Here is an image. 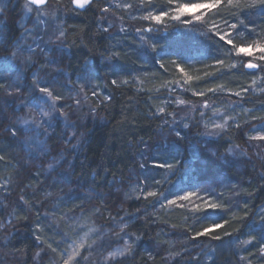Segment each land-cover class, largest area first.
<instances>
[{
  "label": "trees",
  "instance_id": "1",
  "mask_svg": "<svg viewBox=\"0 0 264 264\" xmlns=\"http://www.w3.org/2000/svg\"><path fill=\"white\" fill-rule=\"evenodd\" d=\"M4 1L0 81L13 83L17 72H8L3 60L13 53L14 42L22 36L25 21L22 7L27 0ZM58 1L69 12L60 20L68 51L59 63L56 58L51 63L56 62L55 68L59 65L66 72L71 88L63 79L53 76L47 58L38 62L34 58L35 64L31 67L35 65L37 69L29 67L25 79H18L15 86H28L26 92L35 91L33 73L36 72V78L45 82L41 86H47L58 96L68 111L74 110L70 106L72 102L67 101L72 97V88L81 86L97 117L84 123L86 139L82 150L77 156L68 154L71 162H66L61 172L64 178L53 184L54 178L45 177L47 167L41 162L46 168L38 169L39 161L29 159L23 146L18 144L23 134L17 120L28 117L31 107L23 104L18 109L17 104H9L5 97L7 85L0 88V264H52V258L60 263L66 247L58 235L55 220L66 213L87 209L89 205L85 218L96 219L101 210L103 218L97 219L98 226L102 231L113 229L103 241L102 251H111L125 240L133 245L131 254L119 259L123 264H264L261 252L264 247L263 166L257 170L259 163H256L238 170L236 163L222 170L220 163L232 148L229 137L243 142L242 133L264 124L259 119L264 117V72L257 70L252 75L251 70L241 68L244 58L233 48V45L264 39L262 6H249L245 1L228 5L226 0H219L222 5L201 22H177L173 25L174 31L162 33L155 29L149 34V23L143 21L144 16L169 13L182 4L212 3L213 0H137V3L125 0L129 8L116 9L96 1L84 11L74 9L70 0ZM108 8L130 24L125 34L110 36L101 30L100 19ZM218 23L236 24L229 37L233 45L211 30ZM40 29L39 25L33 27L32 34ZM233 64L237 67L233 68ZM185 75L187 81H184ZM178 83L183 88L177 89ZM238 92L241 95L234 98ZM224 97H232L236 106L229 110V136L225 134L218 140L208 141L209 148L202 149L204 140L199 137L198 128L190 132L177 128L181 139H172L166 150L158 146L161 151L150 162L152 167L172 164L175 174H166V168L148 166L147 146L168 130L160 109L168 115L173 113L177 98L187 102L204 99L220 105ZM23 100L27 103L29 99ZM13 129H16L15 136ZM57 137L51 139L53 155L66 150V140ZM198 150L215 155L213 158L205 155V165L192 164L193 171L188 174V164L180 167V162H191ZM151 184L155 197L140 194L134 199L131 196V190L137 194ZM122 185L128 189V200L132 201L123 208L128 217L123 223L127 224L124 232L119 227L114 229L111 221L125 215L117 207L122 205V198L113 193ZM202 186H214L213 197L218 196L220 211L211 219H201L206 215L203 211L194 213L186 208L170 211L164 208L159 212L153 209L157 196L175 199L187 188ZM75 192L78 194L74 195ZM61 194L66 196L60 201ZM49 210H52L53 222H48L43 214ZM213 222L222 228L196 237V233L209 228ZM65 228L63 225V231L67 232ZM10 236L11 241L4 243ZM216 236L220 239H215ZM176 241L180 244L178 247L174 246ZM44 251L47 256L39 259L37 253ZM76 264H81V260Z\"/></svg>",
  "mask_w": 264,
  "mask_h": 264
},
{
  "label": "rangeland",
  "instance_id": "2",
  "mask_svg": "<svg viewBox=\"0 0 264 264\" xmlns=\"http://www.w3.org/2000/svg\"><path fill=\"white\" fill-rule=\"evenodd\" d=\"M2 1V2H1ZM96 1H103L111 7V9L116 8H129L128 5H125V0H90L89 3L83 4V7L79 8V6L75 3H73V0H70V4L74 9H80L81 11L86 10L89 8L92 3ZM141 1V0H140ZM228 5H232L237 2H246L251 3V0H226ZM134 2H138L137 0H134ZM195 4H209V3H195ZM4 5L5 1L0 0V8L3 9L4 12ZM194 5V4H192ZM222 4L217 3L215 7L210 8H192L189 7V9L186 11V13L181 16L179 20L173 19V16L175 15L174 9L168 13L167 16H164L160 21L153 20L151 18L145 19V17H151L155 16V14L146 15L143 17V21H146L149 23V28L147 29V32L149 34H152L153 30L162 31V33L166 32L169 33L171 31H174L173 25L177 22H182L189 20L191 23L201 22L204 16H206L208 13H211L218 9ZM260 4H257L255 6H258ZM25 4L23 5L22 9L24 11V23H23V33L22 36L17 40V42H14V50L13 53H15V56L13 57V53L3 60V65H5V68L8 72H17L15 78V83L18 84V79H25L24 75L27 72L28 68L31 67V65L35 64L38 61H44L48 60L50 62L51 71L53 72V76H55L57 79H63V83L65 82V85L67 87L71 88L70 84V77L66 75V72H63L62 68L57 65L59 61L67 54L68 47L65 45V37H64V46L59 47L57 44H50L48 43L49 37L53 35V33L58 34L59 29L61 28L60 20L64 19L69 12L66 10L65 6L58 1V0H48V3L46 7L43 8H37L34 5H30V7L33 8V11L31 13H28L25 9ZM262 6V11L264 12V5ZM178 7V6H176ZM175 7V8H176ZM37 9H39V12H37ZM108 8V10L104 11L102 13V18L100 19V28L101 30L110 36L116 35V34H125L126 31L130 28V24L125 22L119 15H117L113 10ZM3 12L0 13V31L3 27V21L5 20V16L3 15ZM55 12V17L52 16V13ZM44 13H47L45 15ZM199 17V19H198ZM41 20L44 23L38 24L37 20ZM41 26L42 29L38 33L32 34L33 27L35 29V26ZM165 26V27H164ZM107 28L108 31H104V29ZM150 29V31H149ZM211 30H213L215 33H217L220 37L223 36L224 39L228 41L229 37L231 36V27L225 25V24H214L211 27ZM137 34H141V31H137ZM39 36L40 39L36 40L34 37ZM141 36V35H140ZM142 38V37H141ZM8 41V38H7ZM261 41V40H258ZM264 42V39L261 41ZM144 43V42H143ZM39 45V46H37ZM145 46V44L143 45ZM147 46H145L146 48ZM49 49H53L52 51H49ZM256 55H259L258 50L256 51ZM242 56V54L240 55ZM243 57V56H242ZM35 58V59H34ZM56 58L57 63H51L53 59ZM43 59V60H41ZM253 62H257L256 60H253ZM40 63V62H39ZM37 64V63H36ZM54 66V67H53ZM32 69H37L34 65L31 67ZM26 71V72H25ZM35 75V78L38 77L36 75V72L33 73V76ZM85 78V77H84ZM185 80L187 81V76L185 75ZM84 82H87L86 80H83ZM36 82H39V80L36 78ZM41 86V85H40ZM16 87V86H15ZM13 88L14 90L11 91V95H9L7 92L5 94V97H7L6 100H9V104H17L18 109L19 107L24 104H28L32 111L30 115L26 118H21L17 120L18 127L22 130L21 133L23 134L22 140L18 143L23 146L24 153L29 159H33L34 161H39V164L42 162L46 167L45 177L47 179H52V183H58V181L64 178V174L61 173L63 171L64 166L66 165V162H68L69 156L68 154H73L74 156H77L79 152L82 150L81 145L85 141L86 133H85V125L84 123L90 119L97 117L95 111L92 110L90 107V104L85 96L84 89L81 88V86H74L72 88V97L70 99H67V101L72 102L70 105L74 110L68 111L66 106L64 107L61 101L58 99L55 101L56 104V112L52 111V102L48 100L45 96V94L39 93L37 90L31 91L26 90L28 89V86L21 85L18 87L21 89L19 92H16V88ZM183 88V86L178 83L177 89ZM171 91V89H170ZM39 93V96L37 97L36 94ZM54 95V94H53ZM95 94H93L94 96ZM234 98H237V95H233ZM33 98V100H32ZM232 98V97H231ZM229 97H224L220 100V105L215 103H208L210 107L205 108L203 105L205 103L204 99H199L195 102H187L183 98H177V102L175 105L174 112L169 114L163 111V114L165 115L164 120V126H168V130L164 131L165 133L162 134L159 137V140H157L155 143L147 146V153L145 156L148 160V166L152 167V163L154 158L159 155L158 146L162 145L163 149L166 150L169 148L171 144L172 139L179 140L181 139L180 135L177 136V128L181 131H193L197 130L199 132V137H201L202 140H204L202 144V149L209 148L208 141H215L227 134L228 124L231 122L230 116H229V110H233L236 108L235 101L232 100ZM23 99H29L27 103ZM73 99V100H72ZM89 99V98H88ZM32 100V101H31ZM31 101V102H30ZM179 101H185L184 104H180ZM29 102V103H28ZM6 106V105H5ZM63 106V107H62ZM193 106H195L193 108ZM26 107V105H25ZM235 107V108H234ZM216 110V113L214 114L213 110ZM43 111L50 112V116L44 117L42 115ZM62 111L64 113L63 116H59V112ZM228 111V112H227ZM201 113H204L203 116H201ZM22 119L29 120L28 125H22L20 121ZM35 120V123L32 121ZM226 126L223 130L215 129L213 126L215 124H221L225 123ZM188 124V127L185 128L183 125ZM207 126V128L205 127ZM260 128V127H259ZM26 129V130H25ZM206 131H212L217 133V135L209 137L205 135ZM251 133L252 137H258L260 135H264L263 131H257V127H254L251 130H247L242 133V141L240 142L237 140V138L229 139L233 142L231 150L227 153V155L224 158H221V167L223 168H230L234 164H238L237 167L242 168L244 170V167L247 165H257L255 168L257 170H260V165L263 166L264 169V140L260 139H248V134ZM62 138L65 139V146L66 151H62L60 153L54 154V147L51 146L53 143L51 142V139L53 137ZM229 136V134H227ZM56 138V139H57ZM250 138V137H249ZM170 142V143H169ZM231 142V143H232ZM62 143V141H61ZM61 143L58 145V147L61 145ZM174 147L178 148L177 146L173 145ZM57 147V148H58ZM162 149V150H163ZM204 151V150H203ZM201 150H198L199 153H197L196 159L191 161V164L187 165L186 167L188 170V174H190L192 169V164L196 165V163L204 164L205 155L209 157H214L213 152L206 150V152ZM150 159V160H149ZM156 159V158H155ZM47 162V164H46ZM71 162V160H70ZM203 162V163H202ZM41 163V164H42ZM38 167V169L46 168L41 166ZM69 164V163H68ZM144 166V165H143ZM155 166V165H154ZM191 168H190V167ZM154 169L158 168L157 166L152 167ZM194 168V167H193ZM165 170V169H164ZM187 171H185L186 173ZM166 174H173V170L166 169ZM257 174H261V172H258ZM170 177L167 178V181ZM215 185V184H214ZM211 186V185H209ZM216 187V185H215ZM153 186L152 184L148 187L143 188L141 192H138L137 194L134 193L135 191L131 190V196L133 195L134 199H138L140 194L144 197H152V195H148L152 192ZM79 190V189H76ZM127 188L125 185H122L116 189L113 190L114 195L117 197L122 198L120 201V204L117 205L119 208L120 213L125 212L123 208H125V205L130 204L132 201L128 200L127 196ZM187 191H194L197 193L196 196L190 197L188 200H179L177 198L175 199H166L165 195L157 196L155 200V208H153L155 211L159 212L161 209L166 210H172L173 208H186L190 212H199L203 211V208L205 207V201L208 203H213L218 205L217 197H213L215 193L214 186L208 187V186H202L198 189L195 188H187L186 191L183 192V195ZM74 195H77L78 193H73ZM66 195H62L59 197L60 201L65 198ZM155 197V196H154ZM211 197V199H209ZM174 200L175 203H168V201ZM197 207H199V211H197ZM90 208V205L87 207V209L66 213L61 219L55 220L56 223V229L58 230V235L62 238V243L66 247L65 251L63 252V260L58 263L56 259H51L52 264H65V261L67 260L69 264H76L79 260H81V264H87L90 261H94L95 264H109L110 262H113L115 260H112L111 258L106 259L109 257L110 252H118L122 250L125 246V241L121 242V244L115 248H113L111 251H102L103 247H100L101 243L112 233L113 229H107V230H101V228L97 224V219H102L103 215L101 214V210L97 211V217L95 219L92 218L91 220H88L85 218L84 212ZM55 210V209H54ZM57 210V209H56ZM52 210L44 212L45 219L48 222H53V214L51 213ZM125 214V215H124ZM121 218L119 219H111L113 222V228L120 231V224L125 223L126 218V212L124 213ZM99 215V216H98ZM136 216V214H134ZM63 225L66 226L67 232L63 231ZM13 236V234H12ZM6 238L4 243L7 241H11V237ZM127 238V237H125ZM178 240V239H177ZM128 242V241H127ZM195 242V241H194ZM130 244V242H128ZM82 245V246H81ZM180 244L178 241L174 243V246L178 247ZM178 249V248H177ZM179 250V249H178ZM78 253V254H77ZM39 259L43 256H47V254L44 252H39ZM71 257V259H69ZM87 257V259H84ZM82 258V259H81ZM122 257H118L120 259ZM29 264V263H25ZM41 264V262H40ZM43 264V263H42Z\"/></svg>",
  "mask_w": 264,
  "mask_h": 264
},
{
  "label": "snow or ice",
  "instance_id": "3",
  "mask_svg": "<svg viewBox=\"0 0 264 264\" xmlns=\"http://www.w3.org/2000/svg\"><path fill=\"white\" fill-rule=\"evenodd\" d=\"M90 0H73V3L77 4L78 6L80 7H83V4L85 3H89ZM169 2H171V0H169ZM231 2V0H230ZM45 3V0H27V2L25 3V9L28 13H31L33 11V8L30 7V5H43ZM219 3V0H213L212 3H209V4H194V5H188V4H182V5H179L178 7H176L174 9V12H175V15L173 16V19H177L179 20L181 18V16H183L186 11L189 9V7H192V8H210V7H215L216 4ZM257 4H260V5H264V0H251V3L249 6H255ZM106 11V9H105ZM3 12V9L0 8V13ZM37 12H39V9H37ZM45 15H47V13H44ZM56 13L53 12L52 13V16L55 17ZM168 13L167 12H162L160 15H155V16H151V17H145V19H153V20H156V21H160L164 16H167ZM199 19V17H198ZM37 23L38 24H43L44 22L41 21V20H37ZM229 27H231L232 29H235L237 26L236 24H230ZM104 31H108L107 28L104 29ZM138 31H140L138 29ZM150 31V29H149ZM64 37H65V32L63 31V29H60L58 31V34L56 33H53L52 36L49 37V41L48 43L50 44H57L59 47H63L64 46ZM221 40L224 39L223 36L220 37ZM34 39L36 40H39L40 37L37 36L35 37ZM2 37H0V43H2ZM227 44L229 45H233V42L231 39H229L227 41ZM39 46V45H37ZM233 48L235 49V53L240 56L242 54L243 58L241 60V63H240V67L241 68H244V69H248V70H251L250 74L252 75H255V72L258 70L260 72H264V42H261V41H257V40H253L251 41L250 43L249 42H245V43H242V44H239V45H233ZM53 49H49V51H52ZM258 50L259 52V55L257 56L256 55V51ZM15 56V53H13V57ZM253 60H256L257 62H253ZM218 63H223V61H217ZM233 68L237 67L236 64H233L232 65ZM86 78V77H85ZM34 83L36 84V90L39 92V93H42V94H45L46 98L48 100H50L52 102V111L53 112H56L57 109H56V104H55V101L57 99H59L58 96H55L53 95V92L47 87V86H40L41 84H44L45 82L44 81H39V82H36L35 81V75H34ZM113 84L116 83V81H112ZM253 83L255 84L256 81H253ZM5 85H7V87L5 88ZM15 87V82L13 83H8L7 80H4V81H0V88H5V91L11 95V91L10 89L14 88ZM16 92H19L20 89L18 87H16ZM209 91H213L212 89H209ZM243 91H247V89H244ZM197 95H203V93H196ZM235 95L237 96H240L241 93H236ZM180 104H184L185 101H179ZM205 108H208L210 107V105L207 103V101H205L204 105H203ZM195 106H193L194 108ZM161 112L164 111V109H160ZM214 114L216 113V110L214 109ZM42 115L44 117H48L50 116V112L48 111H43L42 112ZM64 113L62 111L59 112V116H63ZM204 113H201V116H203ZM259 119H262L264 120V117H261ZM29 120L27 119H22L20 121V123L22 125H28L29 124ZM33 123H35V120L32 121ZM185 128L188 127V124H184L183 125ZM226 126V121L225 123H221V124H215L213 127L215 129H220V130H223ZM205 127L207 128V126L205 125ZM26 130V129H25ZM257 131H264V124H262L260 126L259 129H257ZM12 133H13V136H15L16 134V129H13L12 130ZM180 133L177 132V136H179ZM205 135L209 136V137H212V136H215L217 135V133L215 132H212V131H206L205 132ZM250 139H260V140H264V135H260L258 137H250ZM213 155H215L213 153ZM196 159V156L194 155L193 156V160ZM185 164H191V162H180V167H184ZM157 167L159 168H166V169H169V170H173V174H175V170L173 169V165L172 164H168V163H161V164H158ZM198 187V186H196ZM181 191H184L183 189H180ZM148 195H152V196H155L156 194L155 193H149ZM197 193L194 192V191H187L184 195H181V196H177V199L179 200H188L190 197H193V196H196ZM209 199H211V197H209ZM168 203L172 204V203H175L174 200H170L168 201ZM197 211H199V207H197L196 209ZM220 211V206L217 205V204H213V203H208L207 201H205V207L203 208V212L206 214L204 215L203 217H201V219H211L214 215H216L218 212ZM37 227H39V225H37ZM127 227V224H123L121 223L120 224V230L121 232H124V229ZM222 228V225L219 224V223H215L213 222L212 225H210L209 228H205L202 232H198L196 233V237H199L201 235H206V234H209L210 232L216 230V229H220ZM125 235H128L127 233ZM195 238V237H194ZM35 239L37 241L40 240V237L39 236H35ZM140 237H136V240H139ZM215 239H220L219 236H216ZM247 243H250V241H248ZM82 246V245H81ZM104 246V242L101 243L100 247H103ZM49 247H51V245H49ZM132 248H133V245L132 244H128L127 240H125V246L122 250L118 251V252H110L109 253V257L108 258H105L106 261L107 259L111 258L112 260H116L117 264H123L122 260H119L118 257H126L127 255H130L131 254V251H132ZM53 251H55V249H53ZM261 252L262 254H264V247L261 248ZM78 254V253H77ZM37 255H39V253H37ZM71 259V257L69 258ZM84 259H87V257H85ZM65 264H69V262L66 260L65 261Z\"/></svg>",
  "mask_w": 264,
  "mask_h": 264
},
{
  "label": "water",
  "instance_id": "4",
  "mask_svg": "<svg viewBox=\"0 0 264 264\" xmlns=\"http://www.w3.org/2000/svg\"><path fill=\"white\" fill-rule=\"evenodd\" d=\"M47 3H48V0H45V3L43 5H34V6L37 8H43V7H46ZM79 8L81 7L79 6Z\"/></svg>",
  "mask_w": 264,
  "mask_h": 264
}]
</instances>
